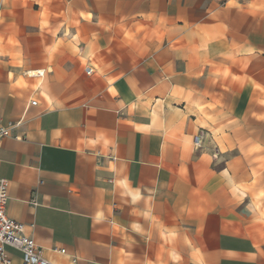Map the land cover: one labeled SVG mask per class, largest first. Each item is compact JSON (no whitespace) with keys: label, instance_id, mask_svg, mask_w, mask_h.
Listing matches in <instances>:
<instances>
[{"label":"crops","instance_id":"obj_1","mask_svg":"<svg viewBox=\"0 0 264 264\" xmlns=\"http://www.w3.org/2000/svg\"><path fill=\"white\" fill-rule=\"evenodd\" d=\"M15 123L6 214L51 264H264V0H0Z\"/></svg>","mask_w":264,"mask_h":264},{"label":"built area","instance_id":"obj_2","mask_svg":"<svg viewBox=\"0 0 264 264\" xmlns=\"http://www.w3.org/2000/svg\"><path fill=\"white\" fill-rule=\"evenodd\" d=\"M85 74L90 75L92 69L85 68ZM29 77L41 78L44 74L43 70H32L26 73ZM32 106L36 105V101L30 102ZM11 126L0 125V140L10 136ZM203 134L200 133L196 137L194 145L196 148L202 144ZM8 181L0 178V264H11V259L5 248H11L20 254V264H51L44 257L43 250L38 247L34 240L25 235V227L23 224L11 220L6 214V204L8 201ZM61 254L64 250H59Z\"/></svg>","mask_w":264,"mask_h":264}]
</instances>
